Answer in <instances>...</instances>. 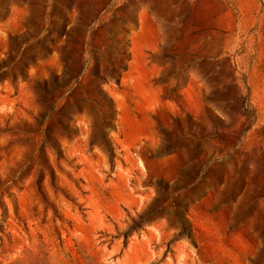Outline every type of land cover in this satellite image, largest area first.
Here are the masks:
<instances>
[{
    "label": "rangeland",
    "instance_id": "1",
    "mask_svg": "<svg viewBox=\"0 0 264 264\" xmlns=\"http://www.w3.org/2000/svg\"><path fill=\"white\" fill-rule=\"evenodd\" d=\"M0 264H264V0H0Z\"/></svg>",
    "mask_w": 264,
    "mask_h": 264
},
{
    "label": "trees",
    "instance_id": "2",
    "mask_svg": "<svg viewBox=\"0 0 264 264\" xmlns=\"http://www.w3.org/2000/svg\"><path fill=\"white\" fill-rule=\"evenodd\" d=\"M243 107L247 113V115L249 117L253 116L251 115V109H250V100H249V96L248 95H245L244 98H243Z\"/></svg>",
    "mask_w": 264,
    "mask_h": 264
}]
</instances>
